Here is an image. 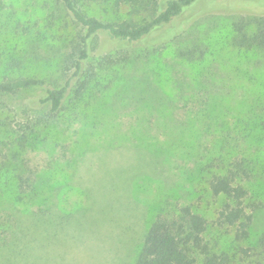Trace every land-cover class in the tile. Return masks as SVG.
<instances>
[{"label": "rangeland", "instance_id": "obj_1", "mask_svg": "<svg viewBox=\"0 0 264 264\" xmlns=\"http://www.w3.org/2000/svg\"><path fill=\"white\" fill-rule=\"evenodd\" d=\"M204 1L197 10L212 3ZM80 2L105 19L151 16L110 0ZM50 4L0 7V80L48 79L1 99L0 264H135L155 217L185 206L206 219L205 241L228 264H257L243 262L242 249L264 231V51L231 43L247 12H208L162 45L129 48L127 61L96 69L82 97L72 86L53 123L22 148L16 120L42 110L47 90L69 78L58 61L71 32L48 23ZM193 41L205 58L179 59L176 49ZM241 159L253 168L247 202L260 206L245 240L217 222L223 197L209 186L213 172Z\"/></svg>", "mask_w": 264, "mask_h": 264}, {"label": "trees", "instance_id": "obj_2", "mask_svg": "<svg viewBox=\"0 0 264 264\" xmlns=\"http://www.w3.org/2000/svg\"><path fill=\"white\" fill-rule=\"evenodd\" d=\"M110 1L116 8L130 5L133 9H150L151 16L140 21L126 18L105 19L90 15L80 0H51L52 5L48 6L50 10L46 17L48 23L52 28L57 26L71 32L58 61L59 68L69 78L64 85H56L47 90V95L40 100L42 110L35 111L36 114L31 116L24 109L22 113L27 116L26 120H16L20 147H27L35 140L32 137L34 132L53 123L72 86L77 98L83 96L97 75L98 67L127 61V51L131 47L147 49L162 45L171 37L181 36L188 31L192 20L208 12L246 11L247 15L237 17L233 23L231 43L240 48L264 51V3L261 0H209L212 3L204 10L196 8L201 1L205 3L204 0ZM6 2L7 0H0V7H5ZM103 34L106 37H102ZM111 47L114 48L108 49ZM55 48L57 53L60 52L61 47ZM99 48L105 53L100 55ZM205 54L204 45L198 41L176 49L179 59L191 63L202 61ZM46 84L48 79L37 75L4 77L0 80V111L8 108L1 101L2 98ZM222 169L224 170L213 172L209 177L211 192L223 197L216 220L220 225L235 227V237L245 240L250 235L254 213L260 207L258 203L247 202L250 196L248 181L253 176V168L241 159L229 162ZM206 227V219L189 206L182 207L179 213L172 215L159 213L145 234L135 264L230 263L232 259L228 254L214 250L205 241ZM242 252L245 255L243 262L264 264V231L258 235L253 245L243 248Z\"/></svg>", "mask_w": 264, "mask_h": 264}]
</instances>
